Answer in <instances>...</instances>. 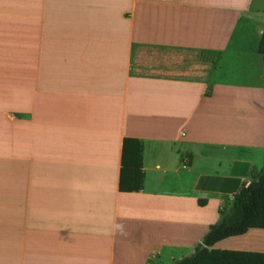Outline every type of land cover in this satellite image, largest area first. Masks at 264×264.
<instances>
[{
  "label": "crops",
  "instance_id": "crops-1",
  "mask_svg": "<svg viewBox=\"0 0 264 264\" xmlns=\"http://www.w3.org/2000/svg\"><path fill=\"white\" fill-rule=\"evenodd\" d=\"M263 1L0 0V264L190 254L264 163Z\"/></svg>",
  "mask_w": 264,
  "mask_h": 264
},
{
  "label": "trees",
  "instance_id": "trees-1",
  "mask_svg": "<svg viewBox=\"0 0 264 264\" xmlns=\"http://www.w3.org/2000/svg\"><path fill=\"white\" fill-rule=\"evenodd\" d=\"M264 62V28L258 44ZM138 142L125 139L122 153L120 190H140L142 171L137 165ZM131 182H125L123 175ZM130 183V184H129ZM264 228V163L259 173L235 192L227 206L220 209V218L209 225L202 240L193 251L169 264H264V252L214 248L226 237L245 233L249 228Z\"/></svg>",
  "mask_w": 264,
  "mask_h": 264
},
{
  "label": "rangeland",
  "instance_id": "rangeland-1",
  "mask_svg": "<svg viewBox=\"0 0 264 264\" xmlns=\"http://www.w3.org/2000/svg\"><path fill=\"white\" fill-rule=\"evenodd\" d=\"M261 5H264V1H263V4H261Z\"/></svg>",
  "mask_w": 264,
  "mask_h": 264
}]
</instances>
